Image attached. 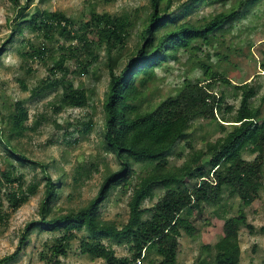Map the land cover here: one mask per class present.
Returning <instances> with one entry per match:
<instances>
[{"label":"trees","instance_id":"trees-1","mask_svg":"<svg viewBox=\"0 0 264 264\" xmlns=\"http://www.w3.org/2000/svg\"><path fill=\"white\" fill-rule=\"evenodd\" d=\"M26 1L21 8L33 3V0ZM207 1L148 0V8H145L138 25L137 36L141 45L134 53L126 54L129 58L123 67L120 65L126 56L122 52L127 48L136 21L132 11L100 12L90 4L92 8L84 15L87 20L79 22L63 11L37 8L15 25L0 47V57L15 34L23 33L24 22L45 41H53L56 35H60L75 43L61 45L58 56L46 42L39 46L33 43L22 54L24 58L48 57L52 61L49 74L39 80L34 93L40 97L43 92H56L45 104L44 117L41 115L40 119L30 123L29 107L24 100H18L12 104L9 124H6L5 116L0 120L5 123L0 126V145L6 152L7 164V169L0 172V184L7 189L5 195L9 208L12 211L18 209L39 189L38 181L24 187V176L17 172L15 162L23 166L31 160L16 138L36 131L49 118V110L57 116L69 108L90 107L96 89L85 86L82 81L77 84L75 76L100 79L98 63L101 53H104L102 66L108 74L102 100L101 145L105 152L116 157L120 166L118 169L106 166L97 194L86 204L57 212L54 202L63 192L62 179L55 181L50 174V165L42 164L46 181L38 210L40 219L26 225L15 252L0 259V264L19 256L30 243L34 229L56 235L53 243L39 252L45 264H62L61 258L68 256L74 240L79 241L82 254L102 259L105 264H150V261L179 264L182 231L192 234L196 231V223H207L208 203L217 206V211L228 214V217H225L222 234L215 244V258L212 259V246L202 245L205 256H200L198 264H241L240 231L243 227L251 233L255 231V226L247 222L241 206H251L264 187V94L256 106L254 99L260 84L252 80L233 83L220 63L228 56L225 51L218 50L215 41L239 20L249 0H237L228 10L202 22L187 19L194 8ZM12 2L21 5L20 0ZM175 4L177 12L172 10ZM180 54L194 58L201 76L196 79L184 77L183 88L176 97L155 104L159 69L167 63L170 55ZM216 56L219 62L213 61ZM27 72L31 73V68ZM217 84L234 86L240 95L239 107L231 120L236 124L220 122L222 135L207 140L200 151L190 152L191 158L181 165H171L172 155L182 158L184 150L194 146L190 135L196 119H217L218 111L224 109L227 113L235 109L234 105L227 104L224 90L218 93L212 89ZM22 87L27 89L26 83ZM90 120L86 123L89 126L92 125ZM90 129L86 127L81 132ZM247 151L254 156L250 158ZM99 166L98 161L78 162L74 168V180L78 185L84 183L94 171H99ZM131 186L127 221L119 224L104 219L103 204L110 200L115 190L124 193ZM156 189L162 194L152 206L144 208L146 200L155 199ZM235 196L241 201L236 210L230 202ZM148 212L150 216L146 217ZM185 212L193 213L186 217ZM9 215L10 212L3 211L0 203V226ZM107 240L112 246L125 247L127 255L117 257L106 244ZM148 251L158 257L149 259Z\"/></svg>","mask_w":264,"mask_h":264},{"label":"rangeland","instance_id":"rangeland-1","mask_svg":"<svg viewBox=\"0 0 264 264\" xmlns=\"http://www.w3.org/2000/svg\"><path fill=\"white\" fill-rule=\"evenodd\" d=\"M237 0H209L201 4L200 7L194 8V11L188 15L187 19L193 22L207 19L224 10H228L233 2ZM26 0H20V6L15 5L12 0H0V47L9 37L15 25L25 17L35 12L37 8L59 10L67 15L74 17L76 20L86 21L92 5L97 7L100 12H133L135 14L134 27L131 39L128 41L127 48L122 52L126 56L121 62V67L127 62L128 54L134 53L141 45L138 39V25L141 16L148 8V0H33L27 8H21L26 5ZM137 10V11H136ZM172 10L177 12V4L173 5ZM23 33H16L13 41L9 43L0 57V120L5 116L6 124H9V114L12 110V104L18 100H24L25 105L29 107L31 123L40 116L45 110V104L49 102L56 91L43 92L40 97L35 95V88L40 79L49 74V68L52 61L47 57L24 58L22 54L29 50L31 44L37 46L46 42L47 46L54 52L55 56L61 53V45L74 44L70 39L56 35L53 41H45L38 32L32 30L24 22ZM227 28V27H225ZM216 41V47L219 51H225L227 60H221L228 76L232 78L233 83L253 81L260 84L257 97L254 104H260L259 98L264 94V0H249L245 9L242 11L239 20L232 26L228 27L225 35ZM32 42V43H31ZM228 46L230 48L228 49ZM99 67V78L95 79L88 76H75L78 84L84 82L87 87H95L96 95L94 102L86 108H69L57 116L49 110L48 119L44 120L36 131H29L27 135L16 138V142L23 145L27 150V157L31 162L20 165L15 162L18 174L24 176V187L33 181L39 182L38 191L18 209L12 211L5 193L7 189L0 184V203L2 210L10 212L6 221L0 226V259L15 252L18 243L26 225L33 221L39 220L38 213L40 202L44 197L45 173L42 164H49L50 174L55 181L62 179L61 193L59 199L54 202L58 211H67L69 208H79L86 204L88 200L97 194L99 186L105 175V168L118 169L119 162L113 154L104 151L101 145V132L103 130L104 111L102 100L108 83V74L102 66L104 53H101ZM127 54V55H126ZM214 62H219L218 57L213 58ZM31 68V73L27 72ZM160 80L156 83L155 104H159L168 97H176L183 88L184 77L188 76L196 79L201 76L199 68L194 63V58L189 54L170 55L167 63L159 69ZM26 83L27 89H23L22 84ZM220 93L222 90L227 95V104L234 105L235 109L231 112L218 111L217 119L198 118L194 121L190 138L194 141V146L189 150H184V156L179 158L172 155L170 158L171 165H181L191 158L190 152L200 151L207 140H215L223 134L219 129V123L236 124L234 120L235 110L240 104V95L234 86L225 87L217 84L214 88ZM224 108V107H223ZM42 117H44L42 115ZM229 120L223 121L222 119ZM92 119V127L87 122ZM54 122L61 125L58 128ZM86 124V125H85ZM5 125L0 122V126ZM7 126V125H6ZM230 126V125H227ZM86 127L91 128L82 133ZM73 133L72 136L69 134ZM75 139L78 141L76 142ZM255 152V151H254ZM248 156L251 155L247 151ZM89 160L100 163L99 171H94L91 177L84 183L79 184L74 180L75 165L78 162H88ZM6 152L0 145V172L6 168ZM17 185V184H16ZM120 193L115 190L108 202L102 206V217L106 220H113L122 224L127 221L130 215L128 201L130 199L131 189ZM162 194L160 189H156L154 200H146L144 208H148ZM235 206V210L241 206L239 197L230 200ZM246 214L247 222L255 226L254 233L243 227L240 231L241 243V264H264V187L251 206H241ZM207 213L205 218L207 223L198 222L195 224L196 231L187 234L182 231L180 237V248L178 254L179 264H198L202 253V245L209 244L212 246V259L215 258L216 246L221 234L225 217L228 214L217 211V206L206 204ZM193 212H185L183 215L188 216ZM146 217L150 213L145 214ZM234 215V213H233ZM204 218V219H205ZM56 235L49 231H39L34 229L31 234V241L27 247L21 251L18 257L3 264H45L39 252L46 245H50L55 240ZM106 244L112 248L117 257L127 255V250L123 246L114 245L107 240ZM149 259L155 260L156 256L153 251H148ZM62 264H105L102 259H92L87 254H82L79 250V241L72 242L67 257H62ZM149 264V262H147ZM150 264H154L150 261Z\"/></svg>","mask_w":264,"mask_h":264}]
</instances>
